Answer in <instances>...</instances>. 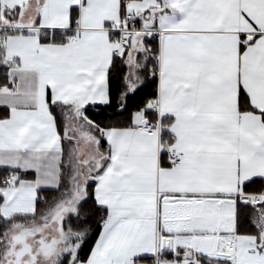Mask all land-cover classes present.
<instances>
[{"label": "snow or ice", "instance_id": "snow-or-ice-1", "mask_svg": "<svg viewBox=\"0 0 264 264\" xmlns=\"http://www.w3.org/2000/svg\"><path fill=\"white\" fill-rule=\"evenodd\" d=\"M0 264H264V0H0Z\"/></svg>", "mask_w": 264, "mask_h": 264}]
</instances>
